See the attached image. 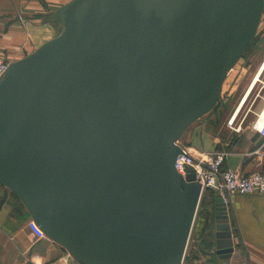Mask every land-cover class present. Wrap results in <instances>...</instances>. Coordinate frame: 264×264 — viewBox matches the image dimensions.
Returning a JSON list of instances; mask_svg holds the SVG:
<instances>
[{"label":"water","instance_id":"1","mask_svg":"<svg viewBox=\"0 0 264 264\" xmlns=\"http://www.w3.org/2000/svg\"><path fill=\"white\" fill-rule=\"evenodd\" d=\"M264 0H70L0 80V185L79 264H181L201 198L175 159L254 40ZM211 251L234 252L213 195Z\"/></svg>","mask_w":264,"mask_h":264},{"label":"crops","instance_id":"2","mask_svg":"<svg viewBox=\"0 0 264 264\" xmlns=\"http://www.w3.org/2000/svg\"><path fill=\"white\" fill-rule=\"evenodd\" d=\"M69 1L0 0V58L10 64L53 38L57 28L51 14ZM259 27L264 36V12ZM261 60L254 67L249 63L236 64L222 85L221 94L226 85L231 95L246 79L230 118L235 115L234 124L238 114L250 108L253 115L249 123L228 128L231 138L225 141L211 138L210 133L197 125L186 136L196 152L206 154L216 150L223 154L221 168L239 176L264 172V136L254 127L264 111V58ZM226 204L234 252L231 259L221 263L264 264V196L231 195ZM31 227L32 220L20 201L0 185V264H79L61 247L44 236H37ZM219 263L201 254L198 260H188L186 264ZM181 264H185V258Z\"/></svg>","mask_w":264,"mask_h":264},{"label":"rangeland","instance_id":"3","mask_svg":"<svg viewBox=\"0 0 264 264\" xmlns=\"http://www.w3.org/2000/svg\"><path fill=\"white\" fill-rule=\"evenodd\" d=\"M260 27L258 28L257 34L250 44L247 52L243 55L242 59L238 61L237 66L241 64H252L257 65L262 61L261 59L264 58V36L261 33ZM59 33V27L57 28L56 35ZM55 35V36H56ZM9 63L8 61H6ZM251 67V68H253ZM246 79L243 80L239 86V88L232 93L231 95L226 90V85L223 87L225 91L220 95V98L215 105V107L207 114L202 116L200 119L196 120L189 128H186L181 138L178 140L177 145L184 150L187 155L193 159L194 162L203 161L204 164H213L218 151L211 153H201L196 152V150L191 149L192 144L186 141V136L189 129L195 125L202 126L203 129L210 133L211 138L220 139V140H229L231 138L230 134L228 135V128H235L237 125L245 126L251 120V116L253 114L250 113V108H247L241 114H238L234 124L232 126H228V121L231 116V113L236 105V101L238 100L239 94L242 91L245 85ZM246 113V114H245ZM184 171L188 172L192 168L189 169L186 164L183 165ZM222 170H226L221 168ZM186 176V175H185ZM213 194L210 193L207 189H205L201 195L200 202L198 205V209L195 215L193 227L191 230V234L189 237V241L187 244V248L185 251V264L188 260H198L201 256V253L198 251V241L202 238V250H206L207 248L211 249V241L213 239V228H214V221L211 220L210 215L208 214V210L213 208ZM32 231L39 237H41L36 231L31 227ZM206 244V245H205ZM209 251V250H208Z\"/></svg>","mask_w":264,"mask_h":264},{"label":"built area","instance_id":"4","mask_svg":"<svg viewBox=\"0 0 264 264\" xmlns=\"http://www.w3.org/2000/svg\"><path fill=\"white\" fill-rule=\"evenodd\" d=\"M8 63L0 58V80L7 69ZM232 118L228 121L231 126ZM256 131L264 136V119L261 124H255ZM223 154L218 153L213 164H204L203 161L194 162L187 153L182 150L175 159V169L182 176L188 173H193L196 181L201 185L202 193L207 189L213 195L219 194L227 203L228 196L240 195L247 196L258 194L264 196V172L253 173L247 176H239L230 170H222ZM192 168L190 171H184L183 165ZM32 227L40 236L43 234L34 226Z\"/></svg>","mask_w":264,"mask_h":264},{"label":"bare ground","instance_id":"5","mask_svg":"<svg viewBox=\"0 0 264 264\" xmlns=\"http://www.w3.org/2000/svg\"><path fill=\"white\" fill-rule=\"evenodd\" d=\"M240 110V109H239ZM234 117H235V115H234ZM234 117H232V122H233V120H234ZM264 119V111H263V113H262V115H261V117H260V120H259V124H260V122L262 121ZM202 194V193H201Z\"/></svg>","mask_w":264,"mask_h":264},{"label":"trees","instance_id":"6","mask_svg":"<svg viewBox=\"0 0 264 264\" xmlns=\"http://www.w3.org/2000/svg\"><path fill=\"white\" fill-rule=\"evenodd\" d=\"M51 21H52V20H51ZM55 27H56V26H55ZM56 28H58V27H56ZM248 48H249V47H248ZM247 50H248V49H247ZM247 50H246V52H247ZM246 52H245V53H246Z\"/></svg>","mask_w":264,"mask_h":264}]
</instances>
